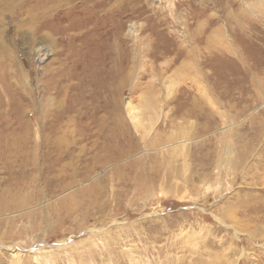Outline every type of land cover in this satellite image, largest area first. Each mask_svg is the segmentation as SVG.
Instances as JSON below:
<instances>
[{
	"label": "rangeland",
	"instance_id": "obj_1",
	"mask_svg": "<svg viewBox=\"0 0 264 264\" xmlns=\"http://www.w3.org/2000/svg\"><path fill=\"white\" fill-rule=\"evenodd\" d=\"M0 264H264V0H0Z\"/></svg>",
	"mask_w": 264,
	"mask_h": 264
},
{
	"label": "crops",
	"instance_id": "obj_2",
	"mask_svg": "<svg viewBox=\"0 0 264 264\" xmlns=\"http://www.w3.org/2000/svg\"><path fill=\"white\" fill-rule=\"evenodd\" d=\"M185 63H188V62H185ZM189 63H192V62H189Z\"/></svg>",
	"mask_w": 264,
	"mask_h": 264
},
{
	"label": "bare ground",
	"instance_id": "obj_3",
	"mask_svg": "<svg viewBox=\"0 0 264 264\" xmlns=\"http://www.w3.org/2000/svg\"><path fill=\"white\" fill-rule=\"evenodd\" d=\"M6 5V4H5Z\"/></svg>",
	"mask_w": 264,
	"mask_h": 264
}]
</instances>
